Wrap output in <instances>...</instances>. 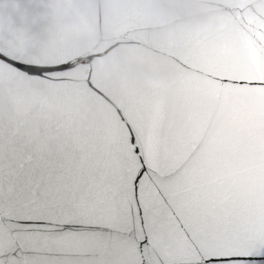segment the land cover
<instances>
[{"label": "snow or ice", "instance_id": "6c2138e0", "mask_svg": "<svg viewBox=\"0 0 264 264\" xmlns=\"http://www.w3.org/2000/svg\"><path fill=\"white\" fill-rule=\"evenodd\" d=\"M256 17L236 8L171 34L176 75L117 108L103 130L0 128V264H264ZM14 66L41 77L76 67Z\"/></svg>", "mask_w": 264, "mask_h": 264}, {"label": "water", "instance_id": "95a60500", "mask_svg": "<svg viewBox=\"0 0 264 264\" xmlns=\"http://www.w3.org/2000/svg\"><path fill=\"white\" fill-rule=\"evenodd\" d=\"M236 8L249 21L264 13L258 0H0V128L71 121L105 129L117 108L176 75L180 47L170 55L164 46L171 34L215 26ZM16 62L76 67L41 77Z\"/></svg>", "mask_w": 264, "mask_h": 264}]
</instances>
